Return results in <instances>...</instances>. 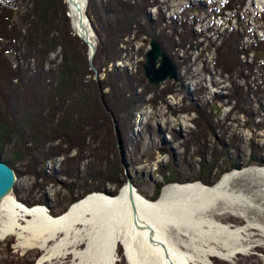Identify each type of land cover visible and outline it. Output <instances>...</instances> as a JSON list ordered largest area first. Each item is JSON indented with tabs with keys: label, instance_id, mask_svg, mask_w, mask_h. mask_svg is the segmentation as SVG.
<instances>
[{
	"label": "rangeland",
	"instance_id": "1",
	"mask_svg": "<svg viewBox=\"0 0 264 264\" xmlns=\"http://www.w3.org/2000/svg\"><path fill=\"white\" fill-rule=\"evenodd\" d=\"M112 1L95 0L98 5ZM130 2L139 4L141 1ZM255 2L246 0L237 14H224L218 9H226L227 0H148L145 9L148 25L146 21L142 25H147L156 39L143 34L139 36L134 30L120 46L121 59L106 64L100 73L98 71V76H92L99 83L113 69L122 73L126 71L135 78L136 93L144 98L133 120L122 118L117 121L123 145L120 146L113 120L110 127L103 125L95 133L82 135L85 141L77 148L55 138L43 150L15 164L17 182L12 196L30 208L46 207L53 217L66 214L77 200L94 193L115 197L127 186V172L121 157L123 148L135 189L149 201H159L164 190L171 185L214 187L225 176L237 173L231 188L243 191L249 197L258 196V202L253 206L245 205L241 208L244 212L237 209L236 213L220 203L218 211L212 208L214 212H208L206 218H214L234 228L247 225L248 220L264 223V183L252 173L254 169H264V47L260 49L258 46L264 39V11H261L264 0L258 4ZM63 3L67 11L64 0ZM26 4L29 3L21 2L19 6L25 8ZM66 16L75 37L71 18L68 14ZM61 22L60 27L64 28L66 25ZM89 22L92 26L90 18ZM93 31L97 50L98 36L94 28ZM231 34L243 36L237 49L243 55L240 58L242 67L228 74L227 38ZM152 39L162 43L177 65L178 82L167 80L154 87L145 78L144 65ZM77 51L89 62L88 46L85 52L77 43ZM63 58V50L58 47L48 56L45 66L54 68L63 62ZM30 62L34 68L35 59ZM233 90L238 98L249 104L245 108L247 113H239L234 109V102L228 103L227 96ZM57 147L61 154L46 159V148ZM111 179L117 184L109 183ZM172 179L180 182L168 183ZM118 185L121 187L117 188ZM159 185L161 193L154 201L155 189ZM97 189L102 191L96 192ZM182 199H185L183 204L191 209L194 202L190 199L193 198ZM243 213L246 216H242ZM194 215L200 216L198 213ZM8 222V212L4 211L0 223V264H37L46 252L37 247L24 249L19 246L17 235H5ZM21 222L27 224V220ZM190 223L188 226L194 228L193 222ZM202 229L208 230L209 225L203 224ZM189 230V234L179 233L172 227L169 238L180 250L192 256L193 264H200V248L217 247L227 253L223 244L211 235ZM250 234L252 248L249 252L238 254L232 260L211 256L212 262L264 264V237L260 231H251ZM65 236L59 234L57 241ZM87 243L79 244L77 251L85 250ZM54 244L51 242L50 246ZM74 249L46 264H74ZM126 255L124 245L119 243L116 264H130Z\"/></svg>",
	"mask_w": 264,
	"mask_h": 264
},
{
	"label": "trees",
	"instance_id": "2",
	"mask_svg": "<svg viewBox=\"0 0 264 264\" xmlns=\"http://www.w3.org/2000/svg\"><path fill=\"white\" fill-rule=\"evenodd\" d=\"M140 1L132 4L130 0H113L98 5L89 0L87 16L98 36L93 62L99 73L106 64L121 59L120 46L134 30L139 36L156 39L147 28L148 0ZM245 1L227 0L224 5L227 8L218 10L237 14ZM21 2L29 4L23 8L19 6ZM15 4L0 0V158L14 170L17 162H24L55 138L77 148L85 141L82 135L95 133L103 125L110 127L113 118L133 120L144 100L136 93L135 78L126 71L113 69L99 83L92 79L95 73L77 51V43L85 52L87 46L71 34L63 0H16ZM60 21L65 23L64 28L60 27ZM145 21L146 27L142 25ZM242 39L243 36L232 34L227 38L228 74L242 67L243 54L237 51ZM258 46L263 49L264 39ZM58 47L63 50V62L54 68L45 66L48 56ZM31 59H35L34 68ZM235 91L227 96V101L234 102V109L245 114L249 104L238 98ZM46 150V159L61 154L58 147ZM110 181L117 184L113 179ZM173 182L180 181L172 179L168 183ZM160 193L161 185L155 189L154 201Z\"/></svg>",
	"mask_w": 264,
	"mask_h": 264
},
{
	"label": "bare ground",
	"instance_id": "3",
	"mask_svg": "<svg viewBox=\"0 0 264 264\" xmlns=\"http://www.w3.org/2000/svg\"><path fill=\"white\" fill-rule=\"evenodd\" d=\"M64 1L76 35H88L91 42H97L86 14L87 0H71L73 5L70 0ZM258 2L261 0H256L255 4ZM76 6L80 7L81 15ZM79 16L83 22L80 30ZM252 173L264 183V169H254ZM237 175L225 176L214 187L203 184L168 186L157 202L149 201L136 189L131 201L127 185L116 197L91 194L59 217L50 216L46 207L30 208L24 205L12 196L13 192L2 202L1 218L2 212L7 211L9 222L5 235H17L19 246L24 249L37 247L46 252L37 264H46L61 255H68L72 248H75L74 264H116L119 243L124 245L130 264H193L192 256L180 250L169 238L172 227L179 233L189 234L191 229L205 236L211 235V238L223 244L227 253L217 250V247L199 250L200 264H214L211 256L232 260L238 254L249 252L252 248L249 243L251 231H260L264 237V223L259 220H248L247 225L234 228L214 218H206L208 212H214L213 209L218 211L220 203L236 213L237 209L244 212L242 207L258 202V196L249 197L243 191L231 188L232 180ZM187 196L193 198L190 199L194 202L191 209L183 204L185 199L182 198ZM196 213L200 215L199 218L194 215ZM242 216H246L245 213ZM31 217V220L28 219ZM23 220H27L26 225L21 222ZM190 222H193L194 228L188 226ZM203 224L209 225V229H202ZM59 234L66 236L57 241ZM84 241H88L86 249L77 251L76 247ZM51 242H55L54 246H50Z\"/></svg>",
	"mask_w": 264,
	"mask_h": 264
},
{
	"label": "water",
	"instance_id": "4",
	"mask_svg": "<svg viewBox=\"0 0 264 264\" xmlns=\"http://www.w3.org/2000/svg\"><path fill=\"white\" fill-rule=\"evenodd\" d=\"M71 4L73 5L72 1ZM76 9L78 14L81 15L80 7L76 6ZM82 28H83L82 17L79 16L78 29L80 30ZM78 36L88 46L90 67L95 72V74L98 75V70L93 63V60L97 52L96 44L89 40L88 35L86 37L81 35ZM144 75L145 78L148 80L149 84L154 87H159L162 83H164L167 80H174L175 82H178L179 80L177 65L174 63L171 56L166 52L162 44L155 39L151 40L150 48L146 54ZM113 121L115 123L116 130L119 136V125L114 118ZM119 139H120V146H122L123 142L120 136ZM121 157H122V164L124 165L127 172V185H128L129 195L131 201H133V192L135 189V185L133 182V177L131 176L128 169L126 152L123 150V148L121 149ZM16 182H17L16 171L7 162H5L2 158H0V219H1L2 202L6 197H8L14 192Z\"/></svg>",
	"mask_w": 264,
	"mask_h": 264
}]
</instances>
